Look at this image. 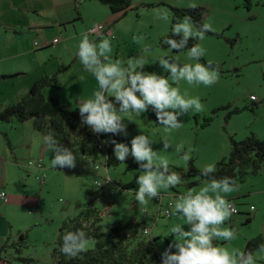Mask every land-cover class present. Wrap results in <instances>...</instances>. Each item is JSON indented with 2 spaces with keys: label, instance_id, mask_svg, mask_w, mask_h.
<instances>
[{
  "label": "rangeland",
  "instance_id": "374dc122",
  "mask_svg": "<svg viewBox=\"0 0 264 264\" xmlns=\"http://www.w3.org/2000/svg\"><path fill=\"white\" fill-rule=\"evenodd\" d=\"M170 6L202 9L200 26L206 23L209 29L202 40L192 39L204 49L199 62L210 64L218 73L217 79L211 86L170 80L182 95L198 97L202 110H189L178 118L182 121L180 128L168 130L155 123L147 112L141 116L132 114V121L127 120L129 117L126 116L123 122L127 125V136L117 135L116 142L129 143L132 137L143 132L153 141L151 146L158 151V157L168 160L171 170L186 172L191 164L200 171L206 164L215 165L228 159L231 139L241 141L250 134L264 139V0H249V4L245 0H132L124 15L115 16H112L107 6L95 0H80L78 7L84 12L85 18L68 24L66 30L56 29L55 37L61 38V41L54 49L41 47L52 39L51 26L41 28L43 31L33 34L31 39L25 33H5L0 29V59H4L0 60V71L11 68L24 70L25 78L34 77L39 69L46 74L55 73L60 66L75 71L76 67L81 66L75 55L76 46L87 35L86 31L98 24H105L104 30H108L112 37L103 33L91 36L89 40L98 42L101 37L109 38V59L113 62L119 60L123 67H128L130 61L143 59L144 67L159 73L160 69L155 64L159 56L174 57L178 63L191 62L187 58V50L173 52L161 43L170 29ZM161 13L167 15V22L157 18ZM200 26L195 27L199 29ZM70 35L75 38L67 40ZM34 43L38 44L35 48ZM58 47L61 56L55 50ZM146 47L150 49L147 53L143 51ZM29 49L31 54L23 53ZM19 51L23 54L15 55ZM60 57L62 62H59ZM133 66L140 70L134 63ZM83 71L81 68L77 72L78 76ZM65 78L66 75H60L57 81L62 82ZM4 85L6 83L0 82V92L5 90ZM250 96H254L256 101L252 102ZM2 124L0 127L11 126ZM19 130H12V134L19 135ZM37 136L43 137L40 134ZM163 141L170 143L167 152L161 150ZM97 142L96 138L91 140L88 144L89 153L85 155L80 153L74 141L71 142L69 148L77 156L74 168L53 169L50 166L52 153L49 149L43 157L44 167L37 169L36 166L28 165V161L37 159V149L32 152L20 149L22 168L18 173L10 174L13 179L12 190L19 198L12 214L18 218L16 221L9 220L12 229L5 228L7 234L3 235H8L7 239H0V246L19 245H13L1 253L4 261L8 264H51V253L61 223L75 217L85 205L105 212L101 219L103 231L136 221L139 238L147 242L156 239L154 250L161 257L173 239L170 228L183 221L173 215V207L170 216H165L164 208L160 209L161 201L159 203L156 198L144 204L137 202L136 177L142 173L137 172L138 167L130 168L125 162L106 167L104 154L96 149ZM177 146H180V152L176 151ZM189 150L190 159L184 160L183 153ZM129 159L136 163L131 157ZM95 165L98 166L97 170L94 169ZM243 171L245 174L237 172V190L226 196L228 200L237 197L236 208L239 213L231 215L222 225L234 229L235 238L230 241L214 239L213 243L241 253L250 243L249 252L254 254L256 264H264V251L260 249L264 245V167L260 166L255 172L246 167ZM106 175L113 183L112 192L107 186L96 185ZM133 180L135 184L132 188L122 189V185ZM195 180H198L197 176H190L174 188L160 189L163 205L168 202L174 205L187 190L198 191L204 182L194 186L186 184ZM77 204L81 206L77 207ZM251 206L254 207L253 211H249ZM248 217L250 221L245 223ZM184 227L186 229L187 225ZM17 229L24 233L21 242L16 235ZM144 229L150 233L142 234ZM87 241L82 251L94 249V241Z\"/></svg>",
  "mask_w": 264,
  "mask_h": 264
},
{
  "label": "clouds",
  "instance_id": "9594fccd",
  "mask_svg": "<svg viewBox=\"0 0 264 264\" xmlns=\"http://www.w3.org/2000/svg\"><path fill=\"white\" fill-rule=\"evenodd\" d=\"M157 18L165 22L168 20L164 13ZM208 29L206 23L197 29L188 18L174 23L171 36L165 37L161 43L177 51L187 49L186 55L191 62L178 63L174 57L159 56L155 63L160 69L159 73L144 70L143 59L130 61L128 67H123L119 60L113 62L109 59V38L101 37L98 42H93L87 35L83 36L76 46L75 55L84 72L95 78L97 88L90 98L78 103L81 125L89 127L96 134L127 136L124 117L132 121V114L141 116L142 113L152 111L157 123L165 130L180 128L182 121L178 118L189 110L201 111L202 104L198 97L182 95L170 80H183L190 85L195 83L204 86L215 83L217 71L210 64L199 62L204 49L199 44L188 47L190 38L202 40ZM143 51L147 53L150 49L146 47ZM133 63L140 70H136ZM43 142L51 150L50 166L53 169L76 166V154L58 142L54 133L44 135ZM152 142L143 132L132 137L129 143L113 140L115 160L124 163L131 157L138 165L137 172L142 173L136 177L135 191V200L141 204L153 198L159 199L160 189L174 188L181 183V176L170 169L166 158L158 157V151L151 146ZM163 142L161 150L167 152L170 143ZM176 151H181L180 146H177ZM189 152L183 153L184 160L190 159ZM215 172L214 164L204 165L200 169V175L206 178L203 185L198 191H185L172 206L173 215L183 223L174 224L170 228L173 239L161 253V264H256L253 253H241L213 243L214 239L230 241L235 238V230L222 225L232 214L231 202L226 196L238 187L232 177L216 179L213 175ZM87 243L83 231L68 232L62 237L60 251L75 256L86 248ZM260 249L264 251V245Z\"/></svg>",
  "mask_w": 264,
  "mask_h": 264
},
{
  "label": "trees",
  "instance_id": "16d2710c",
  "mask_svg": "<svg viewBox=\"0 0 264 264\" xmlns=\"http://www.w3.org/2000/svg\"><path fill=\"white\" fill-rule=\"evenodd\" d=\"M74 1L75 9L78 13L77 6L80 0ZM95 1L107 6L112 15L121 13L124 15L125 11L130 8L132 0ZM245 1L249 4V0ZM169 9L171 11V24L169 32L165 37L171 36V27L178 20L188 18L195 26H200L203 14L202 9L172 6ZM194 44H196V41L190 38L188 47ZM172 50L173 52H179L174 49ZM61 69H64V67H61ZM144 70L150 71L147 67H144ZM5 78H10V76H0V80ZM46 88H54L52 76L43 75L30 87L26 95L3 110H0V122L9 123L16 121L23 123L31 121L33 130L36 133L42 136L47 135L49 132L54 133L58 142L63 143L68 148L71 142L74 141L78 145L80 153L83 155L89 153L88 144L92 139L96 138L98 142H102L105 145L103 150H99L105 156V166L109 167L120 162L115 160L112 154L113 140L117 141L118 136H113L114 134L111 133L96 134L89 127L82 126L78 108L71 109L55 97H45L43 90ZM109 99L112 98L110 97ZM147 113L157 123L155 114L152 111H148ZM125 163L130 168L138 167L129 158L126 159ZM260 166L264 167V139H259L255 135L250 134L241 141L230 140L228 159L221 160L215 164L216 172L213 175L216 179L225 176L232 177L237 182V172L245 174L243 170L246 167H250L255 172ZM176 172L181 176V181L187 180L190 176H197L198 180L186 183L188 186L197 185L206 179L191 164L186 172L179 169ZM134 184L135 180L122 185V189H130ZM229 201L235 207L237 206L232 200ZM78 206L81 205L77 204ZM104 213L92 205H85L75 217L64 220L58 229L55 246L51 253V264H161V257L155 253L153 246L156 239L148 242L140 239V232L138 231L136 221H130L126 224L117 225L108 231H103L101 228V219ZM249 221L250 219L248 217L245 223ZM77 230L83 231L87 240L94 241V249L80 251L75 256H68L60 251L62 237L68 232H76ZM142 234L146 235L143 231ZM23 239L24 236L20 235L19 241L21 242ZM249 244H247L244 253H250ZM13 245L0 246V264H8L2 259L1 253L13 247ZM18 245L14 246L18 247ZM18 250L17 248L16 251ZM23 261L30 262V260Z\"/></svg>",
  "mask_w": 264,
  "mask_h": 264
},
{
  "label": "crops",
  "instance_id": "0c3cea01",
  "mask_svg": "<svg viewBox=\"0 0 264 264\" xmlns=\"http://www.w3.org/2000/svg\"><path fill=\"white\" fill-rule=\"evenodd\" d=\"M75 7L74 0H0V29L5 33L9 31L20 34L25 33L27 38L31 39L33 34L43 31L41 28L51 26L50 28L53 31L51 38H54L57 35L56 29L66 30L68 24H73L75 21L85 18L84 12L77 6V13ZM108 32V30H104L107 36H109ZM45 38H47V34ZM73 38H75L73 35L67 36V40H73ZM44 45L41 47L46 48ZM55 50L61 56L60 47L55 48ZM23 53L31 54L32 52L29 49L23 51ZM23 53L19 51L15 55L20 56ZM60 58L59 62H62V57ZM61 67H64V69H61ZM81 68H83L82 65L76 67L77 71H71L70 68L67 69L65 66H60L56 69L55 73L51 72L47 74L42 69H39L38 73L32 78H25L26 71L20 69L11 68L5 72L0 71V76H10V78L0 80V82L6 83L4 85L5 90L0 92V110H3L26 95L30 87L43 75L52 76L54 85V88L43 90L45 97H55L71 109L78 108L79 101L90 98L92 92L97 88L95 78L89 73L83 71L80 75L81 77L78 76L77 72ZM60 75H66L65 80L62 82L57 81ZM16 81L19 82L16 83ZM5 124H10L11 126ZM2 125L5 126L0 127V190L6 193L7 202L0 200V239H7L8 235H3L7 234V231H4V229L10 227L11 223H9V220L16 221L18 218L12 214L19 198L18 194L12 190L13 179H11L10 174H14V172L18 173L20 168H22V154L20 152L25 149L31 152L37 149V154H35L38 156L37 159L42 160L43 168V157L46 156L49 148L44 144L43 137L38 138V133L33 130L32 123L29 124V121L23 123L11 121ZM12 130H19L20 134H12ZM235 198L237 197L229 198V200H232L237 205ZM162 200L163 198L161 199V204L163 205ZM2 203L5 205H2ZM23 234L20 229H17L16 235L18 237Z\"/></svg>",
  "mask_w": 264,
  "mask_h": 264
},
{
  "label": "built area",
  "instance_id": "2783aa9c",
  "mask_svg": "<svg viewBox=\"0 0 264 264\" xmlns=\"http://www.w3.org/2000/svg\"><path fill=\"white\" fill-rule=\"evenodd\" d=\"M105 27H106L105 24H98L97 26H95V27H93V28L87 30V31H86V32H87V35L90 36V37H91V36H96V35L99 36V35H101V34L104 32ZM108 35L112 37V35H111L110 32H108ZM59 41H60L59 38L54 37V38L51 39L50 42L45 43V45H44V44H43V45H44V46H47V47L54 48V47L59 43ZM33 46H34V47H37L38 44H37V43H34ZM250 100H252V101H256V98H255L254 96H250ZM104 147H105V145H104L102 142H98V143L96 144V149H97V150H103ZM28 165H29V166H36V168H38V169L42 168V166H43V164H42V160H41V159H39V160H37V161H35V162H31V161H29V162H28ZM94 169L97 170V169H98V166L95 165V166H94ZM97 174L100 175L99 172H98ZM96 185H97L98 187L108 186V187L111 188L110 191H111V192L113 191V183H112V181L110 180V178H109L108 175L103 176V180H102L101 182H96ZM0 200H2L3 202H7V196H6V193H5L3 190H0ZM156 200L160 203V201H161V196H159V199L156 198ZM231 206H232V215L237 214V213H238L237 208H236L232 203H231ZM171 207H172V203H168V204H166L164 207H162V206L160 205V209H161V208H164V215L167 216V217L170 215V209H171ZM253 210H254V207L251 206V207L249 208V211H253ZM143 233L148 234L149 231L146 230V229H144V230H143Z\"/></svg>",
  "mask_w": 264,
  "mask_h": 264
}]
</instances>
